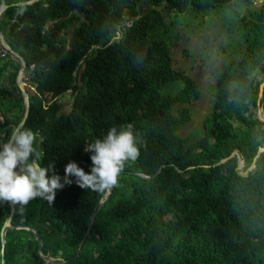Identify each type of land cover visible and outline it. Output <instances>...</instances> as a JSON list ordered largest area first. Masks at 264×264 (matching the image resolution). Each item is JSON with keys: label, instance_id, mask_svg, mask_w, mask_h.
I'll use <instances>...</instances> for the list:
<instances>
[{"label": "trees", "instance_id": "obj_1", "mask_svg": "<svg viewBox=\"0 0 264 264\" xmlns=\"http://www.w3.org/2000/svg\"><path fill=\"white\" fill-rule=\"evenodd\" d=\"M241 1L35 0L2 9L5 39L22 57L31 87L22 124L42 141L41 166L53 163L63 182L69 162L90 173L92 153L84 149L110 128L132 124L142 141L139 158L102 202L103 192L82 189L70 176L52 204L36 198L13 206L10 223L33 227L41 253L66 260L47 264H264V152L244 175L233 168L234 154L219 161L236 147L247 166L264 145V119L256 115L259 108L264 116V0L247 18L234 7ZM214 4L233 17L207 21L222 26L215 53L237 57L223 67L212 58L220 70L209 109L182 135L188 103L201 90L172 65L173 26L178 14ZM193 24L197 29L201 17ZM199 38L196 53L208 57L207 40ZM17 67V60L0 59V79L8 76L10 88ZM64 92L69 110L56 101ZM9 102L4 134L23 109L18 91ZM7 211L0 202V224ZM36 246L28 229L8 227L2 264H43Z\"/></svg>", "mask_w": 264, "mask_h": 264}, {"label": "clouds", "instance_id": "obj_2", "mask_svg": "<svg viewBox=\"0 0 264 264\" xmlns=\"http://www.w3.org/2000/svg\"><path fill=\"white\" fill-rule=\"evenodd\" d=\"M0 33L9 45L1 30ZM0 44L5 47V44L1 41ZM6 56L8 58L10 56L15 58L7 50L5 55L0 56V59H4ZM17 61L19 62V60ZM24 74L23 68L21 80L25 78ZM254 77L257 78L258 75H254ZM262 83L261 81L258 85L260 90ZM259 112L260 109L258 108L256 112L257 117L260 115ZM260 116L264 119V116ZM141 144L142 141L135 134L132 124L122 126L119 130L117 127H112L103 139H96L94 142L88 143L84 149L85 152L92 153L90 156L92 162L90 173H85L75 162H69L64 168L63 182H61L62 178L54 172L53 163H49L47 167L41 166L44 152L41 150L40 145H37L36 133L30 128H25L23 124H18L12 128L10 133H5L4 137L0 138V202H8L22 208L27 206L32 200L41 198L49 204H52L56 192L61 190L65 185L72 183V180L69 179L70 176L76 178V184L82 189H88L94 192L110 191L118 185L120 173L125 165L129 162H135L139 158ZM261 146L264 147V145L257 146L259 149L253 154L255 158L258 152H264ZM234 149H236V153L233 152ZM232 154L235 155L236 160H242V163L237 167L240 169L237 170L241 171L242 169H246L247 172L254 167L255 159L252 162L251 157L249 164L245 166L243 159L238 155L236 147L227 156L220 158L219 161L224 160ZM49 172H52L51 176L48 175ZM22 225L29 226L26 224ZM22 225H14L12 227L25 228ZM29 227L35 233L34 228ZM36 237L33 238L35 240L38 239L40 242L37 234ZM42 255L50 258L55 257L46 254Z\"/></svg>", "mask_w": 264, "mask_h": 264}, {"label": "rangeland", "instance_id": "obj_3", "mask_svg": "<svg viewBox=\"0 0 264 264\" xmlns=\"http://www.w3.org/2000/svg\"><path fill=\"white\" fill-rule=\"evenodd\" d=\"M1 1L3 0H0V2ZM262 1L263 0H242L241 2H236V4H240L234 7L236 10H238L239 14L247 18L250 15L248 11H252V9H254L252 7L257 6ZM212 15H220L221 18L224 17L227 22H229L233 18L227 13V7H224V5L214 4L208 8L200 9L199 11L189 10V12L184 14L183 16L181 14H178L177 16L180 17L181 23L178 22L173 26V32L175 33L176 31L178 38L176 40L174 39V37L171 38L173 43L171 48L172 65L174 67H177L178 69H185L186 74H188L196 81L197 86L201 90L200 96L188 103L190 118L185 123V125L178 129V132L182 135L188 132V130L191 128H198L202 116L209 109L211 98L210 84L213 83L217 70H220L217 67L218 62H216V59L212 61V58L219 57L220 66L223 67L228 65L227 61H231L237 57L236 53H231L229 52V50H227V55L215 53L214 41L216 38H219V36H221L222 26L217 22L207 23ZM199 16L201 17V25L196 29L193 23L196 19H199ZM3 27L4 29H7L6 26L0 24V30L4 35ZM192 27L194 29H191ZM199 34H202V36L207 40L206 51L209 52L208 57L200 56L198 55V53H196V47H199L202 43V41H200ZM183 50L189 52L190 55L184 54ZM10 58L13 60H18L16 57L12 58L10 56ZM189 58H192L191 63L188 62ZM8 79V76H4L2 77V79H0V84L4 85L7 88V92H1L0 101L3 103V107L9 106L11 108L9 97L14 96L16 93L13 90V87L10 88ZM23 80L24 90L26 92L31 91V87L29 85V82L26 80V76ZM67 92H64V94H61L56 98V101L61 103L60 109H64L69 105V95ZM4 112L6 113V116L9 117V115L11 114V109H9V111L4 110ZM1 119L2 117L0 115V120ZM1 131L3 130L0 128V132ZM1 136H4V134H0V137Z\"/></svg>", "mask_w": 264, "mask_h": 264}, {"label": "water", "instance_id": "obj_4", "mask_svg": "<svg viewBox=\"0 0 264 264\" xmlns=\"http://www.w3.org/2000/svg\"><path fill=\"white\" fill-rule=\"evenodd\" d=\"M32 1H34V0H18V1L10 2V3H2V4H0V11L2 9H4L5 7L9 6V5H17V4L20 5V4H23V3H30ZM0 41L3 44H5V47L7 48V50L19 60L18 67H17L16 72H15V75L13 77V81H14V84L16 85V87H17V91L21 95L22 102H23V109H22V113H21L20 117L18 118V120L16 121V123L12 126V128H13V127H15L18 124H22V122H23V120H24V118H25V116L27 114V108H28L27 93L25 92V90L23 88L24 81L21 80V74L23 73V68H24V61H23L22 57L20 56V54H18L17 51L13 50L5 42V40L1 36V33H0ZM17 77L19 78V81L22 82L21 85L18 83V78ZM259 90H260V87H258V94L260 93ZM69 108H70V106L68 105V106H66L65 109L66 110H69ZM59 112H60V109L57 108L55 114L58 115ZM258 118L262 119V117L260 115H258ZM40 143H41V141H40ZM258 149H259V147H256V152H257ZM262 150H264V147H262ZM233 152L236 153V149H234ZM254 159H255V155L252 156V162H253ZM252 162H251V164H252ZM241 163H242V160L241 159H237L236 160V163H235V166H234V169L236 170V172L239 175H244L246 173V169H242L241 171L237 170V167ZM176 170L179 171V172L182 171L180 168H176ZM143 176L144 177H148L149 175H146L145 174ZM108 192L109 191L103 192V197H102V199H100V202H102L103 199L108 195ZM8 205H9V213L6 215V217L3 219V221H2V223L0 225V264H2L3 263V260H4L3 259V247H2L3 246V242H4V233H5L6 228L12 226V225L9 224V218H10V216L12 214L13 205L11 203H8ZM90 221H89L88 226L86 227L85 231L88 230ZM22 226L25 227L26 229H28L31 232V234H32V236L34 238H37L36 237V234L33 232L32 228H30L29 226H24V225H22ZM82 237H83V235H82ZM82 237L79 239L78 244L81 242ZM38 238H40V237H38ZM36 242H38V248H39V241H38V239L36 240ZM57 252H60L59 249L57 250ZM37 253L40 256V258H42V263L43 264H47V263H50V262L51 263H58V262L65 263L66 262L65 259H61L59 256H55L53 258L45 257L44 255L41 254V252L39 251V249H37ZM75 254H76V251L73 253V257H74Z\"/></svg>", "mask_w": 264, "mask_h": 264}, {"label": "flooded vegetation", "instance_id": "obj_5", "mask_svg": "<svg viewBox=\"0 0 264 264\" xmlns=\"http://www.w3.org/2000/svg\"><path fill=\"white\" fill-rule=\"evenodd\" d=\"M4 1V0H3ZM1 1L0 2V4H2V3H10V2H15V1H18V0H6V1ZM15 85V84H14ZM13 90L15 91V93L17 92V87H16V85L13 87ZM68 103H69V100H68ZM8 108V109H7ZM7 110V111H9V109H11L9 106H4L3 107V103L0 101V115H1V117L3 118V116H2V112H4V110ZM9 117H10V115H9ZM2 120V119H1ZM0 120V121H1ZM0 134L2 135V134H4V132L3 131H1L0 132ZM36 135H37V133H36ZM4 136H1L0 138H3ZM40 141H41V139L39 138V136L37 135V145H40V148H41V144H42V141H41V143H40ZM7 204H8V202H7ZM14 206V205H13ZM13 211V210H12ZM9 213V205H8V211H7V213H6V215ZM6 215H5V217H6ZM12 215V214H11ZM4 217V218H5ZM11 217V216H10ZM3 218V219H4ZM3 219H2V221H3ZM10 219V218H9ZM2 223V222H1ZM9 224L10 225H12V226H14V225H22V224H12V223H10V221H9ZM1 225V224H0ZM12 226H10V227H12ZM7 229V228H6ZM36 244H37V246H36V251H37V249H38V242H36ZM40 244H41V240H40V242H39V247H40ZM40 251V250H39Z\"/></svg>", "mask_w": 264, "mask_h": 264}, {"label": "built area", "instance_id": "obj_6", "mask_svg": "<svg viewBox=\"0 0 264 264\" xmlns=\"http://www.w3.org/2000/svg\"><path fill=\"white\" fill-rule=\"evenodd\" d=\"M7 52L6 48L0 44V56L5 55Z\"/></svg>", "mask_w": 264, "mask_h": 264}, {"label": "bare ground", "instance_id": "obj_7", "mask_svg": "<svg viewBox=\"0 0 264 264\" xmlns=\"http://www.w3.org/2000/svg\"><path fill=\"white\" fill-rule=\"evenodd\" d=\"M17 78H18V77H17ZM18 83H19L20 85L22 84V82L19 81V78H18Z\"/></svg>", "mask_w": 264, "mask_h": 264}]
</instances>
